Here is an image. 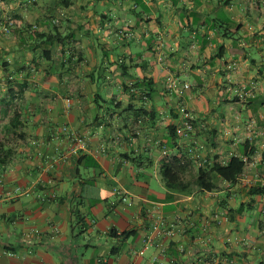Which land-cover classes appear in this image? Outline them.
<instances>
[{
	"label": "crops",
	"instance_id": "crops-1",
	"mask_svg": "<svg viewBox=\"0 0 264 264\" xmlns=\"http://www.w3.org/2000/svg\"><path fill=\"white\" fill-rule=\"evenodd\" d=\"M0 130V264H264V0H0ZM169 154L246 166L182 193Z\"/></svg>",
	"mask_w": 264,
	"mask_h": 264
},
{
	"label": "trees",
	"instance_id": "trees-1",
	"mask_svg": "<svg viewBox=\"0 0 264 264\" xmlns=\"http://www.w3.org/2000/svg\"><path fill=\"white\" fill-rule=\"evenodd\" d=\"M67 5V1H65ZM57 23L56 21H54ZM12 23L18 25L16 19L13 17H9V20L6 24ZM47 36V41L50 40V35ZM58 35H56L57 37ZM194 123L197 127L196 121ZM170 131L173 135H177L176 127L170 126ZM193 134V133H192ZM191 134V135H192ZM1 152V151H0ZM0 162H5V159L2 158V153H0ZM188 160L184 157H179L175 154H169L164 157V159L160 163V173L165 182L166 187L172 191L179 192H189L190 184L192 182H196L197 185L202 187L203 189L213 190L216 184L213 182V179H222L229 183H234L244 172L246 161L243 157L240 156H232L226 163H222L219 159L215 158L212 161V164L206 167H200L197 173V176L192 180L185 182L183 175L187 171ZM251 193L253 195H264V185H257L256 187L251 189ZM217 218V215H216ZM174 225L175 232L177 231L176 225ZM208 226L204 225L203 229L207 230ZM114 236H117L116 230L111 232ZM134 231H124L120 235L121 244L127 241L132 235H134ZM171 239V238H170ZM121 244H117L113 248V254L119 252L121 249ZM155 247V246H151ZM158 256V255H157ZM159 257V256H158ZM158 260V259H157ZM154 260V261H157Z\"/></svg>",
	"mask_w": 264,
	"mask_h": 264
},
{
	"label": "built area",
	"instance_id": "built-area-1",
	"mask_svg": "<svg viewBox=\"0 0 264 264\" xmlns=\"http://www.w3.org/2000/svg\"><path fill=\"white\" fill-rule=\"evenodd\" d=\"M11 24H5L2 27L3 32L10 33ZM174 86L176 82L173 81ZM190 85L184 83V89H189ZM196 130V125L194 123V118L191 115H187L184 119L182 125L177 128V134L179 136H189L194 133ZM61 131L66 134L68 139L71 141V147L69 154H78L81 151H85L88 148L87 139L84 135L75 132L68 126H63ZM124 201L130 202L129 198L123 196ZM131 203V202H130ZM174 225L169 224L161 214H155L153 217L151 231L145 237L146 247L156 246L161 249L162 253H165V244L163 239H170L175 235ZM27 237H30V234H27ZM158 256H154L153 260H157Z\"/></svg>",
	"mask_w": 264,
	"mask_h": 264
},
{
	"label": "rangeland",
	"instance_id": "rangeland-1",
	"mask_svg": "<svg viewBox=\"0 0 264 264\" xmlns=\"http://www.w3.org/2000/svg\"><path fill=\"white\" fill-rule=\"evenodd\" d=\"M2 134H3V131L0 130V138L4 137V135H2ZM83 242H85V241H84V238H83ZM83 252H85V249H84V248H83Z\"/></svg>",
	"mask_w": 264,
	"mask_h": 264
}]
</instances>
